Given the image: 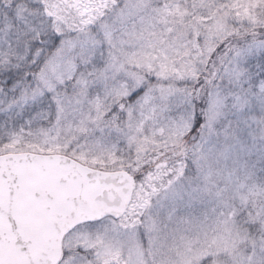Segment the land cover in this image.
I'll return each instance as SVG.
<instances>
[{
  "label": "snow or ice",
  "instance_id": "snow-or-ice-1",
  "mask_svg": "<svg viewBox=\"0 0 264 264\" xmlns=\"http://www.w3.org/2000/svg\"><path fill=\"white\" fill-rule=\"evenodd\" d=\"M0 264H264V0H0Z\"/></svg>",
  "mask_w": 264,
  "mask_h": 264
}]
</instances>
